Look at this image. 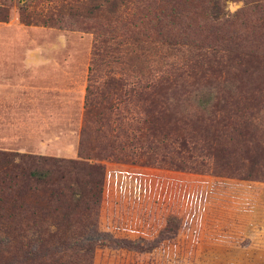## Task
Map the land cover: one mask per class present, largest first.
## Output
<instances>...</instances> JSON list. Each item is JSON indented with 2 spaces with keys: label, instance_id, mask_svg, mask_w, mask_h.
Returning <instances> with one entry per match:
<instances>
[{
  "label": "rangeland",
  "instance_id": "obj_1",
  "mask_svg": "<svg viewBox=\"0 0 264 264\" xmlns=\"http://www.w3.org/2000/svg\"><path fill=\"white\" fill-rule=\"evenodd\" d=\"M160 1L0 0V151L66 162V194L72 162L103 171L93 217L69 215L63 199L43 209L48 186L36 185L34 225L11 230L10 244L47 243L62 250L57 260L89 264H264V10L252 0H218L212 17L210 8L205 16L185 4L180 18L162 20L169 37L132 30ZM97 33L107 39L99 47ZM108 77L123 85L107 96L115 108L101 117L108 138L97 137L96 154L133 148L144 119L155 138L166 137L154 154L185 168L78 156L86 89L98 99ZM199 90L212 94L206 108L196 104Z\"/></svg>",
  "mask_w": 264,
  "mask_h": 264
},
{
  "label": "trees",
  "instance_id": "obj_2",
  "mask_svg": "<svg viewBox=\"0 0 264 264\" xmlns=\"http://www.w3.org/2000/svg\"><path fill=\"white\" fill-rule=\"evenodd\" d=\"M160 1V0H159ZM150 10V17L146 22H141L140 26H132L138 34H144L150 38L155 34L162 39L173 35L168 28V25L163 23V19L171 21L181 17L182 10L180 5L191 4L193 7H198L207 16V9L210 16H214L216 11H219L218 0H163ZM254 7H259L264 10V0H252ZM243 4H246L243 0ZM105 11L111 13L115 9L114 1L107 3ZM215 9V11H213ZM19 19L24 24L30 22L25 11L19 9ZM264 19V13L261 16ZM6 18V10L0 5V20ZM107 30L112 31L116 25H109ZM123 28H125L122 25ZM97 33L93 46L99 47L101 42L107 40L99 37ZM165 36V37H164ZM147 39V38H145ZM103 88L98 89L99 98L95 99L91 88L86 89V98L83 111V124L79 133L78 141V156L82 159L101 156L107 157L114 162L137 163L140 165H160L169 168L182 169L185 168L180 164L179 159L165 158L164 156H156L154 151L157 148L164 149L161 136L155 138V130L152 122L142 119L139 122V131L135 137L136 144L133 148L125 149L119 147L117 150H110L109 154H96L99 150L96 145L97 137L102 140L108 138L106 128H109L108 122L101 121V117L105 114L109 115L113 112L115 106L107 103V96L121 92L122 81L118 78L108 77L102 83ZM212 99V94L209 90H199L195 95L196 104L200 108H206ZM119 111V109H118ZM106 127L103 130V127ZM149 133V135H147ZM147 135V136H146ZM147 138L152 146L143 143ZM156 139V142L154 141ZM187 137L180 135L175 140L178 141L179 152L185 158L191 157V149L187 144ZM52 161L53 168L45 166ZM53 163V160L41 156H33L19 152H3L0 151V219L4 221L2 225L6 228L4 235V244L0 248V264H89L88 262H77L71 260H57L59 248L51 247L47 243L40 242L36 249L28 248L21 240L10 244L12 240V231L14 229L23 230L31 229L34 225V201L30 202L31 196L36 190V185L48 186L46 198L44 199V207H51L55 211L56 205L61 201L65 204L66 212L75 213L84 211L86 216L93 217L96 213L99 203L100 184L103 179V171L99 164L89 163L84 160L72 162L74 169V179L71 182V188L68 194L61 192L60 187L64 181L66 162ZM70 164V162H68ZM179 163V164H176ZM78 174V175H77ZM66 198V199H65ZM33 204V205H32ZM48 211V210H46ZM49 212V211H48ZM46 213L49 215V213ZM51 217V214H50ZM55 217V216H54ZM55 225L56 223L53 222ZM92 222H90L91 224ZM93 225V223H92ZM67 225L66 228H69ZM173 232V230H168ZM19 238V235H18ZM68 245V244H67ZM74 248V247H73ZM89 248V246H88ZM72 250V248H70Z\"/></svg>",
  "mask_w": 264,
  "mask_h": 264
}]
</instances>
